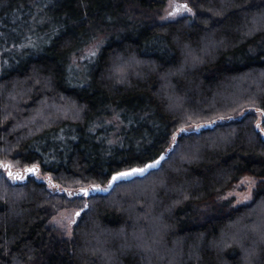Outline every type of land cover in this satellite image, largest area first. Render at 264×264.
Wrapping results in <instances>:
<instances>
[{
  "label": "trees",
  "instance_id": "obj_1",
  "mask_svg": "<svg viewBox=\"0 0 264 264\" xmlns=\"http://www.w3.org/2000/svg\"><path fill=\"white\" fill-rule=\"evenodd\" d=\"M166 1L0 0V264H264V0ZM60 98L78 116L29 122ZM245 175L252 203L220 200Z\"/></svg>",
  "mask_w": 264,
  "mask_h": 264
},
{
  "label": "rangeland",
  "instance_id": "obj_2",
  "mask_svg": "<svg viewBox=\"0 0 264 264\" xmlns=\"http://www.w3.org/2000/svg\"><path fill=\"white\" fill-rule=\"evenodd\" d=\"M187 5V7H185ZM193 9L191 8L189 2L187 0H167L165 5L158 10H156L155 13H153L154 19L157 22H166L170 20H175L177 18H181L183 16H193ZM264 20V18H263ZM255 22V21H254ZM103 35L98 36L95 38L90 44L80 49V51L72 56L73 63H77L79 61H82L85 57H89L92 54H94L99 48L100 44L103 42ZM132 63V62H131ZM134 64V63H133ZM132 64V65H133ZM127 67V66H126ZM254 77V76H253ZM254 78H250V75L244 76L242 78H239V81L235 83L236 87L240 86L244 82H254ZM249 81V82H248ZM238 84V85H237ZM14 95L18 96V93H10L7 95L9 99H14ZM60 103H50V102H43L38 107V112L32 111L30 114L33 116L29 122H31L34 125L39 126L40 124H46L52 121L54 118L63 117V116H71L72 118L75 116H78V108L75 105V103L60 98ZM245 111H251L256 113L257 120L260 121L262 119V113L261 111H258L256 108H248L245 109L243 112H241L238 116L243 114ZM35 112V113H34ZM193 126H188V129H191ZM7 161H10L11 167L13 170H17L15 166L17 164H14L13 160L10 158H6ZM15 165V166H14ZM6 169L2 172V178L6 175ZM35 177L37 179H43V180H49L51 179V175L47 173H41L39 170L35 174ZM13 177L10 175L8 176V180L12 181ZM6 179V178H5ZM256 185V180L248 175H245L240 178V180L235 184V186L226 191L221 197L220 200H229L232 205L237 206L241 204H249L252 203L253 200V190ZM82 186L84 188H88L87 185H77ZM76 188V187H75ZM74 188V189H75ZM76 190V189H75ZM79 191V190H78ZM77 191V192H78ZM84 199L80 198V204H70L65 205L59 209H57L49 218L48 224L50 227H53L57 236L63 237V238H70L72 236L73 226L77 222L79 218V211L81 208V205L84 204ZM260 207V213L264 217V203H259ZM260 224H255L251 228V230L254 228L256 232H258L257 235L259 238L260 236H264V226H259ZM253 229V230H254ZM144 251L147 250V248L144 246L142 247Z\"/></svg>",
  "mask_w": 264,
  "mask_h": 264
},
{
  "label": "snow or ice",
  "instance_id": "obj_3",
  "mask_svg": "<svg viewBox=\"0 0 264 264\" xmlns=\"http://www.w3.org/2000/svg\"><path fill=\"white\" fill-rule=\"evenodd\" d=\"M185 7H187V5H185ZM157 163H159V161H153L151 165H145L143 168H134V169H130L126 172H118L112 177V180H116L117 178H119L121 176H127V175H130L132 173L144 172L148 167H151ZM5 167H7V165H5ZM34 170L35 169H29V171H34ZM110 183H111V181H110ZM95 187H99V186H95Z\"/></svg>",
  "mask_w": 264,
  "mask_h": 264
},
{
  "label": "water",
  "instance_id": "obj_4",
  "mask_svg": "<svg viewBox=\"0 0 264 264\" xmlns=\"http://www.w3.org/2000/svg\"><path fill=\"white\" fill-rule=\"evenodd\" d=\"M164 157V154H162L161 155V157H159V158H157L155 161H159V163H160V161L162 160V158ZM153 162V161H152ZM152 162H150V163H148V164H146V165H151L152 164ZM159 163H157V164H155V165H153V166H151V167H154V166H157ZM151 167H148L144 172H140V173H145L148 169H150ZM143 168V167H142ZM34 172H35V170H34ZM93 189H96V188H93ZM79 192H85V193H88L89 192V190L87 189V190H80Z\"/></svg>",
  "mask_w": 264,
  "mask_h": 264
}]
</instances>
